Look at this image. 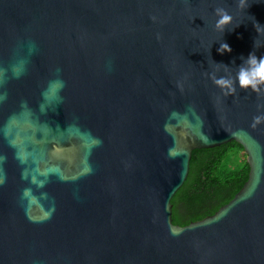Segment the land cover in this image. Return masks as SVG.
Masks as SVG:
<instances>
[{
    "label": "water",
    "instance_id": "water-1",
    "mask_svg": "<svg viewBox=\"0 0 264 264\" xmlns=\"http://www.w3.org/2000/svg\"><path fill=\"white\" fill-rule=\"evenodd\" d=\"M247 3L0 0V264H264V87L210 79L264 57ZM230 142L243 183L176 223L193 153Z\"/></svg>",
    "mask_w": 264,
    "mask_h": 264
},
{
    "label": "trees",
    "instance_id": "trees-1",
    "mask_svg": "<svg viewBox=\"0 0 264 264\" xmlns=\"http://www.w3.org/2000/svg\"><path fill=\"white\" fill-rule=\"evenodd\" d=\"M246 174V156L238 144L195 151L190 174L171 199L172 219L188 224L211 214L239 188Z\"/></svg>",
    "mask_w": 264,
    "mask_h": 264
},
{
    "label": "clouds",
    "instance_id": "clouds-1",
    "mask_svg": "<svg viewBox=\"0 0 264 264\" xmlns=\"http://www.w3.org/2000/svg\"><path fill=\"white\" fill-rule=\"evenodd\" d=\"M238 6L241 9L249 7L247 0H238ZM216 15L218 17L216 29L222 33L230 29L229 25L232 24L233 17L223 8H217ZM258 26L261 25L258 23L255 25L256 31H259ZM254 47L257 48L256 42L254 43ZM218 52L223 55L225 52L231 53L232 49L227 43H221ZM241 59L243 63L237 67L235 79L229 76L217 77L214 73L210 75V79L224 92L225 96H233L236 94L237 82L239 84V89L243 91L251 90L257 94H259L261 88L264 87V57L258 58L255 52H252L247 58L241 57ZM233 63H235V61H233ZM217 65H223L226 69L229 68L224 64ZM262 123H264V115L255 116L253 118L252 127L256 128Z\"/></svg>",
    "mask_w": 264,
    "mask_h": 264
}]
</instances>
